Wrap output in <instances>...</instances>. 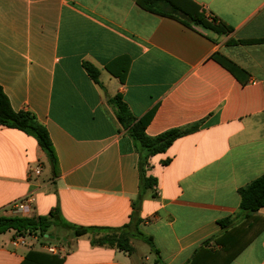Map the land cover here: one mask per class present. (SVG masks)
Masks as SVG:
<instances>
[{"label":"crops","instance_id":"1","mask_svg":"<svg viewBox=\"0 0 264 264\" xmlns=\"http://www.w3.org/2000/svg\"><path fill=\"white\" fill-rule=\"evenodd\" d=\"M179 1L231 30L185 24L137 0H0V87L13 110L30 111L46 127L58 162L53 176L33 136L0 125V214L12 215V205L28 197L21 216L58 205L62 221L120 229L133 247L92 244V232L39 246L24 235L26 244L14 246L9 230L0 234V264H20L29 250L57 255L61 264H222L214 239L225 217L233 218L229 229L243 226L251 237L228 264H264V206L236 217L238 189L264 176V0ZM85 64L97 68L99 83ZM108 67L124 69L123 79ZM116 94L135 118L153 110L149 136L194 126L148 159L156 185L133 218L139 154L116 118Z\"/></svg>","mask_w":264,"mask_h":264},{"label":"trees","instance_id":"2","mask_svg":"<svg viewBox=\"0 0 264 264\" xmlns=\"http://www.w3.org/2000/svg\"><path fill=\"white\" fill-rule=\"evenodd\" d=\"M140 7L162 15L175 17L185 24L192 23L200 26L203 29L215 32L217 34L225 33L231 30V27L222 22H216L215 19L208 20L201 12H197V6L194 3L181 6L179 0H137ZM191 7L192 11H188ZM244 42V41H240ZM220 64L228 68L232 73H236L235 65L224 57L213 56ZM89 77L96 83L98 80V70L91 64L84 65ZM108 71L118 77L121 81L123 79L124 69L120 72H114L108 67ZM111 103L115 109V115L118 122L126 129L130 137L136 144L139 154L138 171V193L135 201L132 203V212L130 218L137 216L139 202L148 189L156 185V179L149 173L148 159L158 153L164 152L172 142L194 129V126L186 128H171L165 130L154 136H149L145 133L146 125L151 119L153 110L140 118H135L129 110L127 104L121 99L120 95L116 94L111 99ZM0 125L15 128L33 136L41 150L46 155L50 164L52 175L58 174V162L56 152L50 140V136L46 127L41 124L30 111L18 110L11 108L9 100L0 87ZM167 160L163 161L166 164ZM240 196L239 211L236 217L241 219L251 216L259 208L264 206V176H259L246 185L238 189ZM235 218V217H234ZM233 218L225 217L217 221L222 233L215 237L214 242L220 246L221 253H223L222 264H228L234 259L239 252L249 243L251 237L247 236V228L240 226L229 229L232 226ZM137 222L139 219L137 218ZM135 224V223H134ZM130 222L123 226L128 228ZM51 226H60L72 233L73 236H80L87 232L99 233L101 232L97 227H82L75 226L70 223L62 221L59 217L58 205L52 207L47 214L21 216V215H3L0 214V234L6 231L13 230L14 234H38L43 237L48 233ZM233 228V227H232ZM120 229H107L101 236H94L91 239L92 244H107L115 246L116 248L131 253L133 251L132 245L129 243V235L124 232H118ZM135 235L142 238L150 248L157 252L153 247L151 238L145 236L137 227L134 229ZM209 240L202 242L206 246ZM63 259L57 255H51L45 252L29 250L20 264H61ZM190 264H194L190 261Z\"/></svg>","mask_w":264,"mask_h":264},{"label":"built area","instance_id":"3","mask_svg":"<svg viewBox=\"0 0 264 264\" xmlns=\"http://www.w3.org/2000/svg\"><path fill=\"white\" fill-rule=\"evenodd\" d=\"M39 165L36 166L34 169H32V172L38 174L39 173ZM30 198L26 197V198H23V199H20L18 201H16L13 205H12V209L14 210V212L16 213L15 215H21V214H26L28 213L29 211V208H30ZM11 244L12 245H25V237L24 235H20V234H16L15 237L12 239L11 241ZM43 249L47 252H50V253H57L58 249L56 248V246L54 245H46V246H43Z\"/></svg>","mask_w":264,"mask_h":264},{"label":"rangeland","instance_id":"4","mask_svg":"<svg viewBox=\"0 0 264 264\" xmlns=\"http://www.w3.org/2000/svg\"><path fill=\"white\" fill-rule=\"evenodd\" d=\"M46 173V170H45V172H44V174ZM10 213L12 214V215H15L16 213L14 212V210L11 208L10 209ZM48 235H53V236H61V235H69L71 232L70 231H67L66 229H61V228H56V227H53V226H51L49 229H48ZM102 233L103 232H99V233H93V235L94 236H96V237H98V236H101L102 235ZM27 235H29V236H31V237H36V243L38 244V246L41 244H48V243H50V244H53V243H55L56 241H54L53 239H50L49 237H46V236H43V237H41V236H39L38 234H25V236H27ZM145 243V242H144ZM143 245H145V247H146V249H148V245H147V243L146 244H143ZM220 259V257L219 256H217V257H211L210 259H208V260H210L212 263L215 261V262H217L218 260Z\"/></svg>","mask_w":264,"mask_h":264},{"label":"water","instance_id":"5","mask_svg":"<svg viewBox=\"0 0 264 264\" xmlns=\"http://www.w3.org/2000/svg\"><path fill=\"white\" fill-rule=\"evenodd\" d=\"M44 236H46V237H49L50 239H56V240H58V237H54L53 235H47V234H45Z\"/></svg>","mask_w":264,"mask_h":264}]
</instances>
